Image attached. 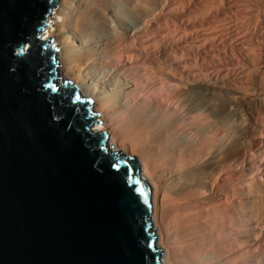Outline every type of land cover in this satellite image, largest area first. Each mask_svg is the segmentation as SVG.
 Here are the masks:
<instances>
[{
	"label": "water",
	"instance_id": "1",
	"mask_svg": "<svg viewBox=\"0 0 264 264\" xmlns=\"http://www.w3.org/2000/svg\"><path fill=\"white\" fill-rule=\"evenodd\" d=\"M57 5L0 0V264H160L138 158L107 150L93 101L56 83Z\"/></svg>",
	"mask_w": 264,
	"mask_h": 264
},
{
	"label": "bare ground",
	"instance_id": "2",
	"mask_svg": "<svg viewBox=\"0 0 264 264\" xmlns=\"http://www.w3.org/2000/svg\"><path fill=\"white\" fill-rule=\"evenodd\" d=\"M57 6L60 10L51 13L53 29L42 38L53 39L51 47L63 50L59 54L61 62L56 65V83L62 86L71 82L80 94L91 98L95 103L91 112L95 110L108 120L110 127L118 131L120 143H129L142 153L138 159L141 176L144 178L151 172L161 182L159 188L154 187L150 215L151 232L157 237V248L162 255L160 264H262L260 259L247 256L249 253L239 255L241 248H248L252 242L246 227L251 215L247 208L249 201L245 198L248 192L245 167L238 193L231 189L229 180L223 182L225 188L220 187V181L229 176L234 167L230 159L229 124L223 125H228L223 129L225 140L204 142L207 134L203 131L207 129L199 127V117L194 115L197 120L194 126L200 130L198 153L193 145L174 138L179 137L185 127L191 129L192 124L184 125L177 114L170 115V107L177 105L179 111L195 113L200 106L191 92L186 94L180 86L166 84L165 80L169 82L168 78L172 77L169 69H148L142 76L143 86L159 83L150 101L140 96L137 84V93L122 96L124 87L119 86L117 74L109 78L106 74L100 77L95 74L94 65L108 69L109 64L100 59L98 50L112 48L119 60L133 64L134 50L139 46L137 50L145 54L147 61L152 60L151 49L159 33L152 30L146 36L137 34L130 42L126 31L118 30L111 18L126 23L130 15L141 19L149 12L161 13L160 5L151 0H59ZM132 24L130 22L129 26ZM162 25V32L175 35L164 19L159 28ZM102 39L105 46L100 42ZM56 56L58 59V53ZM160 79L162 81H156ZM106 128L105 125L91 132L96 135ZM112 139L108 141L107 150L113 146L110 152L123 153ZM225 201L230 202V206L234 204L235 211L233 207L228 208V212L220 210L219 206L225 205ZM254 226L258 232V224Z\"/></svg>",
	"mask_w": 264,
	"mask_h": 264
},
{
	"label": "rangeland",
	"instance_id": "3",
	"mask_svg": "<svg viewBox=\"0 0 264 264\" xmlns=\"http://www.w3.org/2000/svg\"><path fill=\"white\" fill-rule=\"evenodd\" d=\"M151 1L160 5L163 11L159 14L149 12L141 19L130 15L131 19L126 23L115 18L111 20L118 30L126 31L130 42L137 34L146 36L152 30L157 31L159 35L151 49L154 53L152 60L147 61L145 54L137 50L139 46L134 50L133 64L119 60L112 48L98 50L100 59L109 64L108 69L94 65L95 74L98 77L106 74L108 78L111 74H117L119 86L124 87L122 96L137 93V84L140 96L150 101L149 98L159 88V83L143 86L142 76L148 69H169L172 77L168 78L169 82L165 80L166 84L170 87L180 86L186 94L191 92L190 95L200 106V110L195 113L179 111L177 105L170 107V115L177 114L184 125L192 124L191 129L185 127L181 135L174 138L193 145L198 153L201 146L198 135L200 130L194 126L197 123L194 115L199 117V127L207 129L203 131L207 134L204 142L225 140L223 129L228 125H223L229 124L230 159L234 167L231 174L220 181V187L225 188L223 182L229 180L231 189L238 193L242 188V168L245 167L248 182L245 198L249 201L247 208L251 215L246 227L252 242L248 248H241L239 255L249 253L247 256L260 259L264 264V0ZM58 10L59 6L52 12ZM162 19L170 27L168 29L175 32L174 36H168L167 31L162 32L163 25L159 28ZM49 22L50 17L46 21L48 26L42 32V38L47 31L51 32L53 29L52 16L50 25ZM130 22H133L132 26H129ZM107 32L112 33L110 30ZM46 39L52 40L48 37ZM103 41L100 40L105 46ZM51 45L53 46V41ZM56 48V65H59V54L63 50L61 47ZM114 64L118 67L113 69ZM91 83L90 81L88 85ZM94 104L93 101L91 110ZM92 113L97 114L95 110ZM98 115L95 121L101 125L93 124L91 129L108 126L99 133L107 132L109 140L113 137L118 150L140 159L142 153L131 148L129 143H120L118 131L110 127L111 124L102 118L101 113ZM149 175L146 174L144 178L151 185L153 193L154 187L159 188L161 182L151 172ZM225 202V205L219 206L220 210L228 212V208L230 210L233 207L235 211L234 204L230 206V202ZM257 224L260 229L258 232L254 226Z\"/></svg>",
	"mask_w": 264,
	"mask_h": 264
},
{
	"label": "snow or ice",
	"instance_id": "4",
	"mask_svg": "<svg viewBox=\"0 0 264 264\" xmlns=\"http://www.w3.org/2000/svg\"><path fill=\"white\" fill-rule=\"evenodd\" d=\"M77 99H78V97H77Z\"/></svg>",
	"mask_w": 264,
	"mask_h": 264
}]
</instances>
